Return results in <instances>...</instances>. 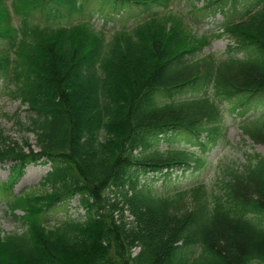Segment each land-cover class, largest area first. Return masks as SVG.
<instances>
[{
  "label": "trees",
  "instance_id": "obj_1",
  "mask_svg": "<svg viewBox=\"0 0 264 264\" xmlns=\"http://www.w3.org/2000/svg\"><path fill=\"white\" fill-rule=\"evenodd\" d=\"M7 1L0 0V76L6 95L25 107L16 118L38 151L28 141L4 142L0 125V166L10 164L0 197H12L7 208L22 211L27 228L0 244V264H264V154L232 161L211 191L198 185L163 195L142 181L205 162L191 147L162 144L204 153L227 127L225 102L243 116L264 99V5L224 25L219 36L231 45L220 56L204 54L211 37L197 38L172 12H146L111 37L91 20L57 24L90 4H131L132 18L168 0H13L18 26ZM227 2L197 9L206 16ZM241 49L247 55L235 56ZM239 127L264 147V116ZM39 163L51 168L45 196L14 194L25 168ZM75 199L83 218L53 224L52 209Z\"/></svg>",
  "mask_w": 264,
  "mask_h": 264
},
{
  "label": "rangeland",
  "instance_id": "obj_2",
  "mask_svg": "<svg viewBox=\"0 0 264 264\" xmlns=\"http://www.w3.org/2000/svg\"><path fill=\"white\" fill-rule=\"evenodd\" d=\"M98 0H94L93 4ZM13 0H8L7 4L12 12V23L14 26H18L20 23V17L12 9ZM107 4V5H105ZM96 5H89L84 8L83 12H74L68 14L57 24L60 26H72L78 25L86 21L91 20V24L99 32H104L107 37H111L115 32L119 30H128L134 28L139 21L143 20L146 16L152 13L164 14L172 12L175 15H182L189 28L192 30V34L197 38L204 36L211 37V45L204 50V54L213 53L215 55H223L227 47L231 45L230 41L222 35V29L224 25L229 21H237L248 10L259 9L264 5V0H228L227 5L223 11L211 10L206 16L194 19L195 16H200L204 12L198 10L206 5V0H168L167 5H155L148 10H143L144 13L139 10L134 12V17H131V10H134V5L120 6L105 3ZM110 5V7L108 6ZM100 7V8H99ZM216 9V8H214ZM124 11L125 14L118 18H114L110 13ZM146 12H150L149 14ZM191 12V16L189 13ZM215 12V13H214ZM195 15V16H194ZM130 18V20H129ZM40 16L33 17L34 22H38ZM119 22H117V21ZM217 36V37H215ZM2 43L0 42V46ZM248 51L241 49L235 54L237 57H245ZM188 92V93H187ZM185 97H199L205 92L201 90L187 91ZM6 81L3 76H0V125L5 130L6 135L4 142L14 143L21 145L23 142L30 143L34 146V150L38 151L34 135L30 132H25L21 126L22 120L18 121L16 116L19 115L25 118V114H21L25 107L22 106L19 100H14L6 95ZM228 109L227 127L223 133L221 139L217 140L209 149L202 153V148L199 146L189 145L188 143H168L162 144L160 148L162 150L171 147L188 148L191 147L198 154L204 155L205 162H202L198 166L192 165L190 169L185 171L175 172L170 179L158 178V177H143L142 181H148L158 191V193L166 195L172 194L178 189H185L198 185H205L209 191L216 188L218 178L223 175V172L227 167L232 165V161L240 159L244 160L245 153L257 152L264 154V147L252 143L247 138H243L240 124L243 119L248 117H263L264 116V99L253 100L247 107L242 109L241 112L246 114L243 116L237 115L231 109V104L225 102L223 104ZM22 115V116H21ZM9 138L10 140H8ZM9 165L0 166V183L5 182L9 176ZM51 171L49 165L36 164L29 165L24 170L23 178L14 187V194H20L24 191L30 192V196L34 199V202L39 200L41 196H45L46 188L41 183L47 173ZM12 197H0V244H4L7 239L12 235L23 234L27 228L23 221L22 211H11L7 208V203ZM84 211L79 207L78 200H72L71 202L63 205H57L52 209L49 214V219L53 224L58 221L71 217L73 219H82ZM130 221V219H128Z\"/></svg>",
  "mask_w": 264,
  "mask_h": 264
}]
</instances>
